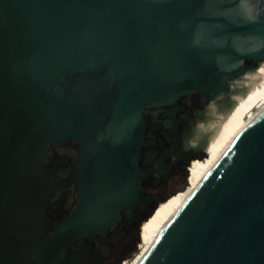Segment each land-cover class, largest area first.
Returning a JSON list of instances; mask_svg holds the SVG:
<instances>
[{
	"label": "water",
	"instance_id": "water-1",
	"mask_svg": "<svg viewBox=\"0 0 264 264\" xmlns=\"http://www.w3.org/2000/svg\"><path fill=\"white\" fill-rule=\"evenodd\" d=\"M262 60L264 0H0V264H73L77 239L145 202L144 110L227 99ZM67 140L84 186L46 234L62 182L41 158ZM136 264H264V102Z\"/></svg>",
	"mask_w": 264,
	"mask_h": 264
},
{
	"label": "flooded vegetation",
	"instance_id": "flooded-vegetation-1",
	"mask_svg": "<svg viewBox=\"0 0 264 264\" xmlns=\"http://www.w3.org/2000/svg\"><path fill=\"white\" fill-rule=\"evenodd\" d=\"M259 66L261 70L257 72ZM262 78L264 60L232 82L240 89L231 95L229 107L216 100L201 103L197 93H190L179 97L174 103L146 108L143 112L144 133L150 143L141 148L139 167L145 173L153 169L158 173L141 181V194L145 202L128 213L120 211L118 223L104 234H88L77 239L65 251V258L73 264H117L132 249L140 232L145 229L144 234L148 236L155 232L156 225L159 226L163 214H166L163 208L165 199L176 188L180 176L188 171L191 188L199 175L214 165L242 116L237 114V120H227V114H231L235 106H243V112L248 108L257 95L256 86ZM209 142L213 146L207 150ZM189 149L196 150L189 155ZM79 150L78 143L67 140L50 145L41 158V165L62 182L41 208L43 219L50 224V228L45 229L46 234L65 220L77 205L78 186H84L87 164L83 156L80 158ZM206 153L209 155L204 160H194ZM78 161L82 170L80 178H71Z\"/></svg>",
	"mask_w": 264,
	"mask_h": 264
},
{
	"label": "rangeland",
	"instance_id": "rangeland-1",
	"mask_svg": "<svg viewBox=\"0 0 264 264\" xmlns=\"http://www.w3.org/2000/svg\"><path fill=\"white\" fill-rule=\"evenodd\" d=\"M257 90H258V92L256 93L257 95H256L254 101L251 104H249L248 107L249 106H253L254 103H255V101L261 95V93L264 92V78H262L261 81L259 82V84L256 86L255 92ZM253 95L251 97H253ZM225 106L229 107L230 106V103L227 101L225 103ZM200 120H202V119H200ZM208 155H209L208 153L201 154L200 156L194 158V160L202 161L205 158H207ZM209 170H210V168L209 169H206L205 172H203V173H201L199 175V177L196 180L194 186L192 187V189L190 190V192L188 194H186V193H187V188H188V186L190 185V182H191V176L188 173V171L187 172H183V174L180 176V179L177 182L176 188L165 199V203L166 204L163 205V208H164V211L166 212V214L165 213H164L165 215L163 214V219L160 222L159 226L156 225V227H157L156 228V231L153 232L149 236L146 235V234H144L145 229L142 232H140L141 234H140L139 238L137 240H134V242L132 244V249L129 252H127V254H124L121 257V259L118 261L117 264H136L137 263V261L139 260V258L141 257V255L147 250V248H149V246L152 244V242L158 236L159 232L164 227V225L166 224V222L175 214V212L189 198V196L192 194V192L194 191V189L198 186V184L201 182V180L203 179V177L206 175V173ZM183 185H184L185 189L182 190V191H179L182 188Z\"/></svg>",
	"mask_w": 264,
	"mask_h": 264
},
{
	"label": "bare ground",
	"instance_id": "bare-ground-1",
	"mask_svg": "<svg viewBox=\"0 0 264 264\" xmlns=\"http://www.w3.org/2000/svg\"><path fill=\"white\" fill-rule=\"evenodd\" d=\"M258 66V65H257ZM256 68V67H255ZM254 68V69H255ZM253 70V69H251ZM259 70H261V66H259V68H257V72H259ZM250 71V70H248ZM242 76V75H241ZM231 90L230 93L228 95L227 99H224L223 97L217 99L216 101H218L219 103H223V106L225 105V103L230 100V97L233 93H235L236 91H238L240 89L239 86L231 84L230 86ZM215 101V100H213ZM239 102H241V100H239ZM264 102V92L261 93V95L258 97V99L255 101L253 106H249L244 112H243V106H235V108H233V110H231V114H227V120H231V118H235V120H237V114H242L240 120L235 124L234 127V132L228 137L227 141L224 143V150H223V154L226 152L234 134L237 132V130L241 127V125L245 122V120L258 108V106ZM228 105V104H227ZM211 146H213V144H211V142H209V146H207V150H209V148H211ZM192 150H196V149H192ZM223 154L220 156V158L223 156ZM220 158L215 162V164L210 168V170L206 173V175L212 170V168L217 164V162L220 160ZM205 175V176H206ZM204 176V177H205ZM203 177V178H204ZM202 181V180H201ZM199 185V184H198ZM195 190V189H194ZM177 212V211H176ZM175 212V213H176ZM172 218V217H171Z\"/></svg>",
	"mask_w": 264,
	"mask_h": 264
},
{
	"label": "trees",
	"instance_id": "trees-1",
	"mask_svg": "<svg viewBox=\"0 0 264 264\" xmlns=\"http://www.w3.org/2000/svg\"><path fill=\"white\" fill-rule=\"evenodd\" d=\"M185 189V187H184V185L182 186V188L179 190V191H182V190H184ZM192 189V187L190 188V186H188V188H187V193L186 194H188L189 192H190V190ZM173 195V194H172Z\"/></svg>",
	"mask_w": 264,
	"mask_h": 264
}]
</instances>
